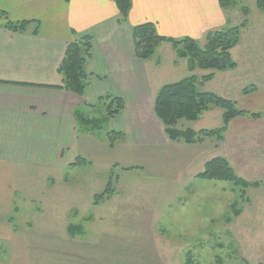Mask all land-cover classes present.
I'll use <instances>...</instances> for the list:
<instances>
[{
    "label": "rangeland",
    "instance_id": "1",
    "mask_svg": "<svg viewBox=\"0 0 264 264\" xmlns=\"http://www.w3.org/2000/svg\"><path fill=\"white\" fill-rule=\"evenodd\" d=\"M190 5L196 7L195 0ZM224 12L230 26L248 21L231 50L237 66L215 72L203 89L261 112V118L235 119L223 142L207 139L187 146L167 138L153 113V99L141 104L134 97L129 117L124 110L107 117L103 104L79 110V117L101 121L93 135L84 134L77 121L78 156L84 164L55 172L17 163L4 169L14 181L8 220L26 237L32 264H186L189 255L199 264L264 263V12L255 0H236ZM148 59L147 71L156 82L147 88L142 75L146 91L206 73H190L167 42ZM87 74L90 83L106 79ZM109 80L122 85L114 73ZM251 87L254 92L244 94ZM189 125L194 130L220 127L221 110ZM111 130L124 132V138L111 145ZM217 155L226 157L242 178L259 179L260 186L239 197L230 182L195 177ZM46 177H55L54 185ZM3 193L11 196V190ZM70 224L79 225L80 233L70 236ZM33 241L44 244L34 248Z\"/></svg>",
    "mask_w": 264,
    "mask_h": 264
},
{
    "label": "crops",
    "instance_id": "2",
    "mask_svg": "<svg viewBox=\"0 0 264 264\" xmlns=\"http://www.w3.org/2000/svg\"><path fill=\"white\" fill-rule=\"evenodd\" d=\"M195 2L191 8V0H131L126 21H120L111 0H0L9 20L31 21L18 33L3 28L0 17V264H32L26 237L8 220L14 181L4 169L12 163L54 172L70 167L79 153L75 111L93 109L111 95L122 98L129 117L134 97L141 104L152 101L157 91H146L140 79L146 77L152 89L150 59L135 57L130 29L151 21L162 35L201 41L207 31L229 24L218 0ZM85 33L93 37L85 69L106 79L89 82L78 96L60 88L57 68L67 43ZM112 73L121 86L111 84ZM46 178L54 185L55 177ZM10 190L11 196L3 193ZM43 244L33 241L31 247Z\"/></svg>",
    "mask_w": 264,
    "mask_h": 264
},
{
    "label": "trees",
    "instance_id": "3",
    "mask_svg": "<svg viewBox=\"0 0 264 264\" xmlns=\"http://www.w3.org/2000/svg\"><path fill=\"white\" fill-rule=\"evenodd\" d=\"M120 15V21H126L128 11L131 7V0H111ZM236 0H218L219 7H234ZM256 7L264 12V0H255ZM244 14L247 13L242 8ZM0 17L6 20L1 25L3 28L23 33L31 21L9 20L4 11H0ZM248 24L247 19L238 25H223L220 28L207 31L203 39L198 41L189 36L172 37L162 35L157 30L154 22L147 21L132 26L130 35L132 38L133 53L139 60L152 57L158 46L167 42L171 45L177 59L184 60L190 73L195 70L206 71L201 75L190 74L178 81L162 85L155 93L153 99V113L161 122L167 138L175 143L187 146L201 145L207 139L223 142L229 129V125L238 118L259 119L261 112H252L237 105L235 100L222 97L212 91L203 89L205 83L210 81L217 71H228L236 68V62L232 59L231 50L239 43L241 30ZM92 36L88 33L70 40L65 48L62 60L57 68L61 76L60 88L72 94L82 96L89 83L88 74L85 70V63L92 55ZM160 62L156 58V63ZM255 87L245 90L244 94H251ZM100 105L106 108L107 117L119 114L124 108V101L120 97L107 95L100 97ZM221 110V126L217 128H200L194 130L189 123L197 122L204 114L214 110ZM74 112L76 122L79 121L84 127L85 134L95 133L99 130L101 121L78 116ZM184 125V126H183ZM110 137V144L113 145L118 139L124 138V132L111 130L107 132ZM85 159L78 156L72 166L84 164ZM195 177L207 180L225 181L232 183L239 189V197H244L249 187L260 186L259 179L246 180L239 176L229 160L221 155L207 159L203 164V169ZM106 187H110V182ZM107 189V190H108ZM105 194L97 195L96 198ZM240 209L234 211L235 215L240 213ZM79 225L70 224L67 233L73 236L79 234ZM245 264H250L244 261ZM186 264H199L189 255ZM256 264H264L262 262Z\"/></svg>",
    "mask_w": 264,
    "mask_h": 264
}]
</instances>
